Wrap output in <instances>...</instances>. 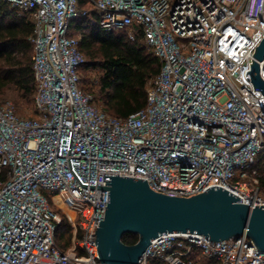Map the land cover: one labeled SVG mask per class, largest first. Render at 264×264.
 Segmentation results:
<instances>
[{"label": "built area", "instance_id": "built-area-1", "mask_svg": "<svg viewBox=\"0 0 264 264\" xmlns=\"http://www.w3.org/2000/svg\"><path fill=\"white\" fill-rule=\"evenodd\" d=\"M3 1L34 26L36 91L32 118L0 104V264H102L105 174L171 197L221 187L264 205V95L248 80L264 0ZM87 18L140 40L162 63L146 107L127 118L104 111L82 81L86 57L71 24ZM65 220L73 234L62 248ZM139 264H264V252L247 235L213 243L167 233Z\"/></svg>", "mask_w": 264, "mask_h": 264}, {"label": "water", "instance_id": "water-1", "mask_svg": "<svg viewBox=\"0 0 264 264\" xmlns=\"http://www.w3.org/2000/svg\"><path fill=\"white\" fill-rule=\"evenodd\" d=\"M263 59L264 39L247 78L264 95ZM104 181L110 184L104 186L110 191L108 207L96 236L102 264H139L152 241L167 233L198 234L213 243L247 235L264 252V205L241 204V198L221 187L179 198L154 192L143 179L105 174ZM126 234L138 235L139 241L126 245Z\"/></svg>", "mask_w": 264, "mask_h": 264}, {"label": "trees", "instance_id": "trees-1", "mask_svg": "<svg viewBox=\"0 0 264 264\" xmlns=\"http://www.w3.org/2000/svg\"><path fill=\"white\" fill-rule=\"evenodd\" d=\"M80 3L87 6L85 0H80ZM33 32L34 26L27 17L19 16L7 2L0 0V95L13 89L25 100L33 97L34 103L36 85L33 44L30 41ZM71 34L80 39V50L86 57L82 81L94 95V85L83 74L100 70L99 98L95 96L104 111L124 119L144 109L148 83L162 69V63L152 50L140 40H128L124 34L104 32L95 18L74 20ZM65 224H68L66 220L60 227ZM63 241L57 233L58 244L66 248L69 242L65 244ZM122 241L133 246L139 241V236L126 234Z\"/></svg>", "mask_w": 264, "mask_h": 264}, {"label": "rangeland", "instance_id": "rangeland-1", "mask_svg": "<svg viewBox=\"0 0 264 264\" xmlns=\"http://www.w3.org/2000/svg\"><path fill=\"white\" fill-rule=\"evenodd\" d=\"M19 16H23V15L19 14ZM100 75L101 73H100V70L98 69L96 71H90L88 73L83 74V77L88 78L90 83L94 85L95 95H97L98 98H99V95L97 91V86L99 85ZM6 102L13 103L17 112L22 117L32 118L35 116L33 97L30 100H25L24 98H21L18 95V93L15 92L13 89H9L8 91H6L5 94L0 95V104L6 103ZM98 103L103 108L102 104L99 101ZM262 189L264 193V185ZM58 213L61 214V212H58ZM72 234H73L72 230L68 224H65L63 227H60L59 232H58L59 238H61V240H64L63 243L65 244H67L68 240L70 241L72 239ZM78 240H80V238H78Z\"/></svg>", "mask_w": 264, "mask_h": 264}, {"label": "bare ground", "instance_id": "bare-ground-1", "mask_svg": "<svg viewBox=\"0 0 264 264\" xmlns=\"http://www.w3.org/2000/svg\"><path fill=\"white\" fill-rule=\"evenodd\" d=\"M69 216H70L72 219H74V218H75V214H74V213H72V212H69Z\"/></svg>", "mask_w": 264, "mask_h": 264}]
</instances>
